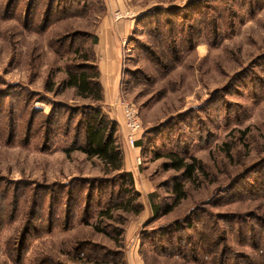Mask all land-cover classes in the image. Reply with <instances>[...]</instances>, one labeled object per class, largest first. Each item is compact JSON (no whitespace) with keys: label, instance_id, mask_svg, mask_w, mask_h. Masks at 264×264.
Listing matches in <instances>:
<instances>
[{"label":"rangeland","instance_id":"1","mask_svg":"<svg viewBox=\"0 0 264 264\" xmlns=\"http://www.w3.org/2000/svg\"><path fill=\"white\" fill-rule=\"evenodd\" d=\"M112 14L143 15L119 59L142 126L131 174L159 209L174 181L186 192L131 237L114 209L131 195L77 149L100 112L123 152L122 110L66 85L91 76L92 33ZM171 152L204 173L183 180ZM136 244L146 264H264V0H0V264H123Z\"/></svg>","mask_w":264,"mask_h":264},{"label":"trees","instance_id":"2","mask_svg":"<svg viewBox=\"0 0 264 264\" xmlns=\"http://www.w3.org/2000/svg\"><path fill=\"white\" fill-rule=\"evenodd\" d=\"M141 17H143V15H139L135 20L137 26L141 25ZM92 36V41L94 44L96 43L94 33H92ZM92 62L93 65L88 68L92 73L91 76L84 71H79L75 74L69 72L66 85L75 89L79 97L90 99L93 102L102 103L103 93L98 81L99 73L96 67V63L94 61ZM97 117L98 120H96ZM92 118L94 119L92 122L90 120V122L88 121L85 125H83L84 144L77 149L81 153L85 154L87 158L99 159L109 172L114 173L115 177L117 176V180H119V182L121 183L119 186V188H122V190L120 189L121 193H123L126 197L127 195H131L126 198L124 202H120L114 206V209L129 215L124 223V226H128L131 221L136 220L142 213L143 208L139 202V195L133 187V179L131 174L123 170V154L114 140V135L116 133L115 125L107 122L100 112H96V114H94L91 119ZM67 152L69 153L70 151ZM166 157L168 158V164H165L166 169L178 172L183 180L191 182L194 178H196L195 175H201L204 173L203 165L201 164V162L194 158L190 162H188L187 159L173 152L167 154ZM150 183L152 184L151 181ZM127 184L130 185L129 188H126L127 186H124ZM172 195L174 197L172 203L167 207H160L157 216L151 219L144 226L145 229L151 226L153 220H157L160 217H165L166 215L171 213L173 209L176 208L180 204V202L185 199L186 192L184 190V187L183 185L179 184L177 180L173 182ZM98 216L101 219H110L111 217L110 211L107 210H102L101 212H99ZM177 222H175L174 225H176ZM181 226H187L186 229H188L189 227L194 225L188 223V221H185ZM123 234L124 229L122 230V235ZM139 242V247L141 250V239L139 240ZM141 259L143 260L144 264H146L144 258L142 257ZM124 260L125 258L123 259V264H126V260Z\"/></svg>","mask_w":264,"mask_h":264},{"label":"crops","instance_id":"3","mask_svg":"<svg viewBox=\"0 0 264 264\" xmlns=\"http://www.w3.org/2000/svg\"><path fill=\"white\" fill-rule=\"evenodd\" d=\"M109 6V4L107 5ZM109 8V7H108ZM110 10V9H109ZM108 14L110 15L111 12ZM112 11V10H111ZM106 15L101 22L98 23L95 31L94 37L96 43L93 45V55L96 59V67L99 73V84L102 88L103 93V103L110 104L113 106L119 95H120V56L124 48L125 43H127L130 34L136 29V16H112ZM129 19V20H128ZM118 113V110H116ZM123 116V115H122ZM120 133V140L126 145L123 154V170L130 173L132 167L134 166L135 153L131 151L125 142V128L124 120L119 122L117 127ZM123 150V148H122ZM133 179V187L139 195V202L142 205V213L140 216L131 221L126 231V237L130 236L131 233H135L136 230L144 228V226L153 218L159 211V204L152 201L151 204H147L143 199L144 197H153L154 189L152 184L145 177L137 178L131 174ZM142 199V201H141ZM127 240H130L127 238ZM139 254V253H138ZM137 254V244L136 247H129V251L126 255L127 264H144L140 255Z\"/></svg>","mask_w":264,"mask_h":264},{"label":"built area","instance_id":"4","mask_svg":"<svg viewBox=\"0 0 264 264\" xmlns=\"http://www.w3.org/2000/svg\"><path fill=\"white\" fill-rule=\"evenodd\" d=\"M115 104L122 110L125 128V142L129 147L136 148L138 139L142 134L139 112L135 105L127 102L121 94L119 95ZM136 162L137 164L140 163L139 158Z\"/></svg>","mask_w":264,"mask_h":264}]
</instances>
